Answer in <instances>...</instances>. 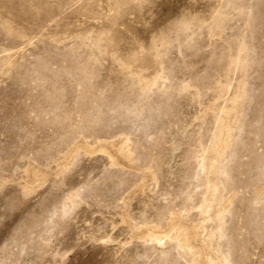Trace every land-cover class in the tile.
<instances>
[{
    "label": "rangeland",
    "instance_id": "374dc122",
    "mask_svg": "<svg viewBox=\"0 0 264 264\" xmlns=\"http://www.w3.org/2000/svg\"><path fill=\"white\" fill-rule=\"evenodd\" d=\"M0 264H264V0H0Z\"/></svg>",
    "mask_w": 264,
    "mask_h": 264
}]
</instances>
